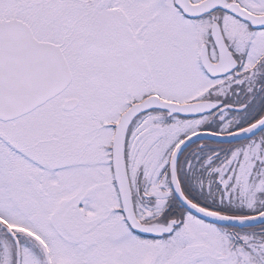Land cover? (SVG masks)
Instances as JSON below:
<instances>
[{
    "label": "snow or ice",
    "instance_id": "obj_1",
    "mask_svg": "<svg viewBox=\"0 0 264 264\" xmlns=\"http://www.w3.org/2000/svg\"><path fill=\"white\" fill-rule=\"evenodd\" d=\"M0 264H264V0H0Z\"/></svg>",
    "mask_w": 264,
    "mask_h": 264
}]
</instances>
